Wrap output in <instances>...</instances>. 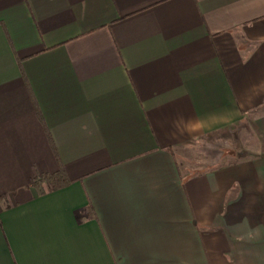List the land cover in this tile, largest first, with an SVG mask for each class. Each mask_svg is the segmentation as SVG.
<instances>
[{
  "label": "crops",
  "instance_id": "0c3cea01",
  "mask_svg": "<svg viewBox=\"0 0 264 264\" xmlns=\"http://www.w3.org/2000/svg\"><path fill=\"white\" fill-rule=\"evenodd\" d=\"M0 264H264V0H0Z\"/></svg>",
  "mask_w": 264,
  "mask_h": 264
},
{
  "label": "rangeland",
  "instance_id": "374dc122",
  "mask_svg": "<svg viewBox=\"0 0 264 264\" xmlns=\"http://www.w3.org/2000/svg\"><path fill=\"white\" fill-rule=\"evenodd\" d=\"M242 136H244L243 126L236 127L233 132L224 131L223 133L207 136L202 141H197V145L190 150L191 155L186 157L185 160L188 165L193 167L201 160L209 158L210 162L215 159L217 154L232 152L231 149L235 148L237 139H241Z\"/></svg>",
  "mask_w": 264,
  "mask_h": 264
},
{
  "label": "trees",
  "instance_id": "16d2710c",
  "mask_svg": "<svg viewBox=\"0 0 264 264\" xmlns=\"http://www.w3.org/2000/svg\"><path fill=\"white\" fill-rule=\"evenodd\" d=\"M62 173H57L52 176H45V177H40L36 180L33 181L32 186L34 187H39L43 183L46 184L47 190H53L55 189L58 184H62L64 182Z\"/></svg>",
  "mask_w": 264,
  "mask_h": 264
}]
</instances>
